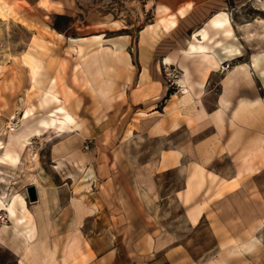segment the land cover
<instances>
[{
    "label": "rangeland",
    "instance_id": "1",
    "mask_svg": "<svg viewBox=\"0 0 264 264\" xmlns=\"http://www.w3.org/2000/svg\"><path fill=\"white\" fill-rule=\"evenodd\" d=\"M166 1L0 0V197L16 202L18 218L26 197L37 228L28 241L32 225L1 212L0 264H264L263 226L237 232L247 239L241 246L217 248L208 220L188 225L177 195L186 168L156 166L165 151L149 138V116H161L178 93L179 66L189 62L184 51L200 26L176 18ZM223 1L220 13L230 15L248 48L263 50L264 0ZM100 47L120 51L118 60L107 57L114 82L107 99L102 80L83 63ZM27 55L41 60L43 88L57 80L60 103L47 102L34 87ZM62 106L74 122L46 127ZM32 186L36 203L28 198Z\"/></svg>",
    "mask_w": 264,
    "mask_h": 264
},
{
    "label": "crops",
    "instance_id": "2",
    "mask_svg": "<svg viewBox=\"0 0 264 264\" xmlns=\"http://www.w3.org/2000/svg\"><path fill=\"white\" fill-rule=\"evenodd\" d=\"M166 4L190 27L200 25L199 45L216 57L219 66L206 76L200 56L179 66L183 77L176 84L178 93L168 100L161 116H149V138L160 140L165 151L156 166L166 167V172L186 168L183 189L177 195H181L188 225L199 227L209 221L217 248H231L233 241L238 247L247 239L237 232L247 233L255 225L264 227V46L263 50H250L235 22L220 29L212 25L225 9L223 0H167ZM255 26V22L247 23L244 31L252 32ZM203 32L208 35L206 40L201 39ZM237 36L244 49L238 47ZM246 55L248 59L243 61ZM169 60L174 59L167 56L166 62ZM189 86L193 90L185 97L182 89ZM176 109L180 116H174ZM159 129L165 132L159 134ZM185 199L191 200L184 204ZM254 204L259 209L245 218L242 209ZM199 209L195 224L192 216ZM246 245L253 247L252 243ZM223 259L214 257L217 263Z\"/></svg>",
    "mask_w": 264,
    "mask_h": 264
},
{
    "label": "bare ground",
    "instance_id": "3",
    "mask_svg": "<svg viewBox=\"0 0 264 264\" xmlns=\"http://www.w3.org/2000/svg\"><path fill=\"white\" fill-rule=\"evenodd\" d=\"M167 10V8H166ZM181 15H183V11H181ZM212 25L215 28H224L225 26L231 27V18L226 13H220L217 18L214 19ZM228 34H232V31L229 30L227 32ZM202 40H206L208 37L206 32H203L201 34ZM194 42L190 43L189 49L184 51V57L186 58H193V57H201L203 62L206 64V69L204 72V75L206 76L211 70L217 68L219 66V62L216 59V57L213 54H210L206 51V48L202 45H199L200 39L198 38V35H195V38L193 39ZM83 50V49H81ZM119 50H116L115 53H110L109 50L105 51L104 47H100L97 50H93L90 54H88L84 59V67L86 68L87 72L91 74L92 76L96 77L98 80H102L103 82V88L101 89V95L107 99L111 95L113 88H114V82L112 79L108 77L109 72L113 71V68L109 67L107 65V57L112 56L115 60H118L120 58ZM28 58V64L31 68L32 73V81L34 83V87L39 90L41 93H43V97L46 99L47 102H55L60 103L61 100L58 98V96L55 93V88L57 84V80L55 78L50 80V85L47 88H43L45 86L44 83V76L41 73V60L35 56V55H27ZM167 66L171 65L170 63H165ZM244 68V67H243ZM157 71L158 67L154 66L152 68V71ZM161 71V70H160ZM183 73L185 74L186 80L189 78V72L187 68L184 69ZM248 73V71H246ZM190 90H193L192 86L185 87L182 89L184 96L187 97L190 93ZM56 114V118L52 119L51 122H46L44 125L46 127H53L57 129H64L65 125L68 123L74 122V117L72 114L67 110L65 106L60 107L57 112H54ZM64 113V117L58 118V115ZM58 126V127H57ZM4 144L0 142V149H4ZM197 177V175H196ZM4 198L0 197V214L1 212H6L9 214V216L12 219L17 220V224H21L22 226H29L33 224V216L29 211L28 203L26 197H21L20 203L22 205V216L21 218H18L17 210L15 207L16 202L13 201L12 203H9L7 201L3 200ZM201 215V210L199 209L195 216H192V221L196 224L198 222V218ZM36 225L28 231L27 239L28 241H33L36 236ZM72 244H69L66 248L67 255L69 258H71L72 255ZM250 247V246H249ZM249 249V248H248ZM54 260H51V262ZM55 264V262H54Z\"/></svg>",
    "mask_w": 264,
    "mask_h": 264
},
{
    "label": "water",
    "instance_id": "4",
    "mask_svg": "<svg viewBox=\"0 0 264 264\" xmlns=\"http://www.w3.org/2000/svg\"><path fill=\"white\" fill-rule=\"evenodd\" d=\"M28 198L31 203H36L39 201V195L35 186L28 188Z\"/></svg>",
    "mask_w": 264,
    "mask_h": 264
}]
</instances>
